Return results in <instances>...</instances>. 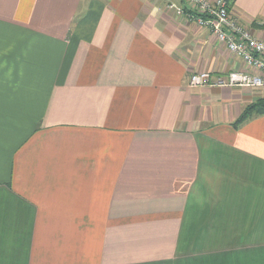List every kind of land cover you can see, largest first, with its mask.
<instances>
[{
	"label": "crops",
	"instance_id": "1",
	"mask_svg": "<svg viewBox=\"0 0 264 264\" xmlns=\"http://www.w3.org/2000/svg\"><path fill=\"white\" fill-rule=\"evenodd\" d=\"M190 12L0 0V264H264V87L189 85L254 71Z\"/></svg>",
	"mask_w": 264,
	"mask_h": 264
},
{
	"label": "built area",
	"instance_id": "2",
	"mask_svg": "<svg viewBox=\"0 0 264 264\" xmlns=\"http://www.w3.org/2000/svg\"><path fill=\"white\" fill-rule=\"evenodd\" d=\"M190 8L189 17L198 25L210 29L221 42L240 56L254 71L233 70L223 76H213L211 72L200 71L191 75L192 87L209 84L219 86L264 87V39L255 37L250 29L242 25L230 13L227 0H183ZM178 14L184 9L175 4Z\"/></svg>",
	"mask_w": 264,
	"mask_h": 264
},
{
	"label": "trees",
	"instance_id": "3",
	"mask_svg": "<svg viewBox=\"0 0 264 264\" xmlns=\"http://www.w3.org/2000/svg\"><path fill=\"white\" fill-rule=\"evenodd\" d=\"M227 2H228V5L230 6V3L232 2V0H227ZM260 114H264V98H260L256 100V102H254L253 104L246 107V109L244 110L242 115L239 117L237 122H241L245 120L246 118H249L253 115H260Z\"/></svg>",
	"mask_w": 264,
	"mask_h": 264
},
{
	"label": "rangeland",
	"instance_id": "4",
	"mask_svg": "<svg viewBox=\"0 0 264 264\" xmlns=\"http://www.w3.org/2000/svg\"><path fill=\"white\" fill-rule=\"evenodd\" d=\"M229 6V5H228Z\"/></svg>",
	"mask_w": 264,
	"mask_h": 264
}]
</instances>
